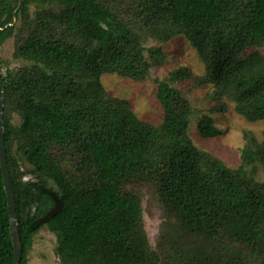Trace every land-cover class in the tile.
<instances>
[{"label": "trees", "instance_id": "obj_1", "mask_svg": "<svg viewBox=\"0 0 264 264\" xmlns=\"http://www.w3.org/2000/svg\"><path fill=\"white\" fill-rule=\"evenodd\" d=\"M38 1L32 13L34 0H0V43L13 35L23 62L6 76L0 68L20 264L43 226L62 264H264V179L254 164L264 167V138H252L232 168L194 145L191 105L168 81L158 83V125L99 83L105 73L142 80L162 63L161 48L145 56L143 32L160 41L184 34L205 64L202 82L246 119H264V52L244 55L264 46V0ZM198 128L204 138L221 134L211 117ZM143 190L164 217L155 249ZM13 260L0 166V264Z\"/></svg>", "mask_w": 264, "mask_h": 264}, {"label": "rangeland", "instance_id": "obj_2", "mask_svg": "<svg viewBox=\"0 0 264 264\" xmlns=\"http://www.w3.org/2000/svg\"><path fill=\"white\" fill-rule=\"evenodd\" d=\"M37 0L30 4L33 13ZM48 5V4H46ZM19 24L17 19L12 24ZM142 41L145 56L151 60L150 48H161L162 63L152 64L145 79L135 80L116 73H105L99 77V83L113 97L125 98L132 104L136 115L154 125L160 124L165 116L163 105L157 98L159 81L168 83L180 90L191 105L188 134L195 146L208 151L220 158L227 166L235 168L242 163V149L252 138L261 141L264 138V119L250 121L234 109V103L221 96L210 82H202L206 76L205 64L197 48L184 34L172 36L166 41H160L143 32ZM15 37L4 38L0 43V68L3 76L8 70L19 68L23 62L15 56ZM264 52V46L251 47L244 51L248 55L253 51ZM187 72L183 79H172L177 70ZM89 81V79H88ZM81 82L86 87L87 78ZM11 121L19 123L16 113L10 112ZM206 117H211L213 124L221 130V134L204 138L201 136L198 123ZM258 166L256 178L264 179V167ZM253 166L250 165L248 167ZM25 178L32 179L31 175ZM143 227L148 241L153 249L157 247L159 234L164 220L163 213L152 198L143 190ZM27 264H62L56 255V236L43 226L35 235L27 255Z\"/></svg>", "mask_w": 264, "mask_h": 264}, {"label": "water", "instance_id": "obj_3", "mask_svg": "<svg viewBox=\"0 0 264 264\" xmlns=\"http://www.w3.org/2000/svg\"><path fill=\"white\" fill-rule=\"evenodd\" d=\"M4 103H5V97H4L3 87L0 85V166L2 170L4 189L7 196L11 240L14 250V260L12 264H20L22 244L18 232V219L16 214L15 195L10 178V170L8 166L6 146H5L4 121H3Z\"/></svg>", "mask_w": 264, "mask_h": 264}]
</instances>
